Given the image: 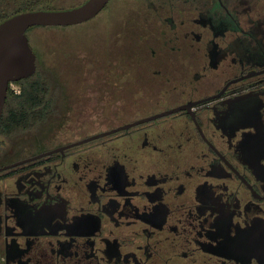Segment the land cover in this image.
<instances>
[{
    "label": "flooded vegetation",
    "instance_id": "flooded-vegetation-1",
    "mask_svg": "<svg viewBox=\"0 0 264 264\" xmlns=\"http://www.w3.org/2000/svg\"><path fill=\"white\" fill-rule=\"evenodd\" d=\"M111 1L0 132V264H264V0Z\"/></svg>",
    "mask_w": 264,
    "mask_h": 264
},
{
    "label": "water",
    "instance_id": "water-1",
    "mask_svg": "<svg viewBox=\"0 0 264 264\" xmlns=\"http://www.w3.org/2000/svg\"><path fill=\"white\" fill-rule=\"evenodd\" d=\"M109 0H85L68 8H41L17 12L0 21V120L10 84L33 75L37 54L28 30L35 26H71L96 16Z\"/></svg>",
    "mask_w": 264,
    "mask_h": 264
},
{
    "label": "rangeland",
    "instance_id": "rangeland-1",
    "mask_svg": "<svg viewBox=\"0 0 264 264\" xmlns=\"http://www.w3.org/2000/svg\"><path fill=\"white\" fill-rule=\"evenodd\" d=\"M78 1L80 0H55L53 4L62 5L60 8H68L75 6L73 4ZM125 3L118 0L111 1V4L120 10L123 9V6H131L132 0H125ZM114 26L119 29L118 24ZM29 34L32 38L31 46L37 53L39 66L43 70L65 68L70 71L71 75L75 74L73 73L74 71H88L94 69L96 67L95 62L99 57L108 52L105 40L106 26L104 13L90 22L65 28L41 26L32 29ZM109 41L112 44L116 42L114 40ZM119 44L120 49L124 48L128 53L132 52L136 45L129 40L127 35L123 43L119 42ZM15 85V83H11V86Z\"/></svg>",
    "mask_w": 264,
    "mask_h": 264
},
{
    "label": "trees",
    "instance_id": "trees-1",
    "mask_svg": "<svg viewBox=\"0 0 264 264\" xmlns=\"http://www.w3.org/2000/svg\"><path fill=\"white\" fill-rule=\"evenodd\" d=\"M54 2L55 0H0V21L17 12L25 10L62 7V5L58 6L57 4H53ZM37 27L41 26L32 27L28 32ZM52 27L64 28L62 26ZM47 79L48 77H46V74L38 63L37 70L33 75L16 81L25 87L24 93L23 96L18 99L14 97L13 92L9 89L4 111L0 120V132L13 130L20 131L25 127V123L23 122H25L24 120H26V117L30 115V108H28V106L26 107L14 103L43 100L41 93H43L45 88L47 89V86H49V81Z\"/></svg>",
    "mask_w": 264,
    "mask_h": 264
}]
</instances>
